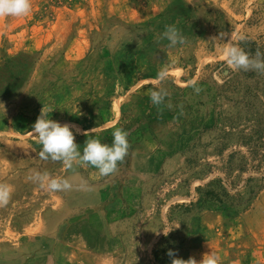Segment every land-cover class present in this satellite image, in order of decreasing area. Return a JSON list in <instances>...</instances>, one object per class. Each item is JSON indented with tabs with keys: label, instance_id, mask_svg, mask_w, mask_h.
I'll return each instance as SVG.
<instances>
[{
	"label": "rangeland",
	"instance_id": "rangeland-1",
	"mask_svg": "<svg viewBox=\"0 0 264 264\" xmlns=\"http://www.w3.org/2000/svg\"><path fill=\"white\" fill-rule=\"evenodd\" d=\"M31 4L27 16L0 18V183L14 189L0 207V229L26 237L32 222L56 223L65 205L78 207L91 192L99 202L114 196L117 181L137 170L136 239L119 242L127 248L115 263L171 264L172 250L184 260L215 252L221 264H264V73L233 71L221 59L233 37L250 56L264 53V0ZM167 25L183 45L162 38ZM163 68L170 75L160 83ZM193 79L198 94L185 86ZM161 87L168 96L153 105L149 93ZM42 108L72 126L81 154L87 139L111 146L121 128L128 155L108 176L42 160L30 134ZM36 172L72 188L49 191L29 179Z\"/></svg>",
	"mask_w": 264,
	"mask_h": 264
},
{
	"label": "crops",
	"instance_id": "crops-1",
	"mask_svg": "<svg viewBox=\"0 0 264 264\" xmlns=\"http://www.w3.org/2000/svg\"><path fill=\"white\" fill-rule=\"evenodd\" d=\"M132 171L127 179L117 181L114 196H104L99 202L98 192H91L90 199L85 198L78 207L65 205L56 214V223L41 229L32 222L26 237L18 235L16 228L0 229V264H119L113 258L124 257L127 248L120 247L119 242L136 239L137 210L142 213L137 170ZM136 191L141 201H135ZM151 234L150 230L145 239L151 240Z\"/></svg>",
	"mask_w": 264,
	"mask_h": 264
},
{
	"label": "clouds",
	"instance_id": "clouds-1",
	"mask_svg": "<svg viewBox=\"0 0 264 264\" xmlns=\"http://www.w3.org/2000/svg\"><path fill=\"white\" fill-rule=\"evenodd\" d=\"M31 10V0H0V18L24 17ZM162 38L167 39L171 46L183 45L186 42V38L174 25L165 27ZM234 38L225 43L221 49V59L226 62L228 68L233 71L243 70L264 73V53L257 50L255 56L252 57L242 48L232 43ZM240 39L242 40L243 37L241 36ZM169 75L167 68L161 69L157 74L158 82L163 83ZM185 86L192 87L197 94L201 91L194 79L189 80ZM149 96L153 105L159 106L164 103L168 92L161 87L158 90L151 91ZM71 129L72 126L69 124L61 125L59 122L47 118L46 110L42 108L30 132L37 139V142L42 145L39 157L42 160L50 159L54 162H61L65 170H72L74 165L84 167L90 165L98 169L101 176H108L117 171L118 162H123L128 155L130 144L127 137L129 133L121 128H116L112 133L113 143L111 146L101 143L99 139H87L82 154L78 150ZM95 130L96 128L84 131L83 135L88 136L94 133ZM76 132L80 133V129L77 128ZM29 179L38 182L41 187H46L47 190L52 192L68 191L72 188V184L68 179L50 178L47 172H36ZM13 191L11 185L0 183V207L8 205ZM170 231L172 230H163V234L167 236ZM167 255L172 258L171 264H221V257L215 252L204 254L199 262L194 257H189L187 260L176 258V253L172 250H169Z\"/></svg>",
	"mask_w": 264,
	"mask_h": 264
},
{
	"label": "trees",
	"instance_id": "trees-1",
	"mask_svg": "<svg viewBox=\"0 0 264 264\" xmlns=\"http://www.w3.org/2000/svg\"><path fill=\"white\" fill-rule=\"evenodd\" d=\"M212 183H213V182H210V183L208 184V186H210ZM197 189L200 191V190L202 189V187L200 186V187H198ZM207 194H211V195H213L214 193H212L211 191H208Z\"/></svg>",
	"mask_w": 264,
	"mask_h": 264
}]
</instances>
